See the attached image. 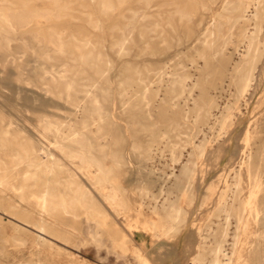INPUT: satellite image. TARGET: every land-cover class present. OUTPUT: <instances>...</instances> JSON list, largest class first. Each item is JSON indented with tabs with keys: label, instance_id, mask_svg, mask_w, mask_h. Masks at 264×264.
<instances>
[{
	"label": "rangeland",
	"instance_id": "rangeland-1",
	"mask_svg": "<svg viewBox=\"0 0 264 264\" xmlns=\"http://www.w3.org/2000/svg\"><path fill=\"white\" fill-rule=\"evenodd\" d=\"M19 1L0 0V6L26 16L23 15L22 21L15 23L14 27H8L0 17V264H138L137 252L149 264H192L200 243L197 230L201 228L204 234L210 233L217 222H224L222 216H214L213 209L225 182L231 180L232 168L235 169L241 159L246 126L250 132L256 131L257 135L263 136L264 53L256 63L245 100L243 97L238 102L239 110L236 111V107L231 110L233 121H229L226 127L220 129L217 125L225 105L234 100V85L226 80L222 83V90L210 88L203 93L205 100L213 97L216 100V106L210 110V120L198 124L194 120L195 115L191 114L192 108L201 104V92L194 84L197 79L196 62L198 66L202 64L201 59L194 63L191 56L201 47L228 51L230 44L227 40L234 41L240 29L239 23L229 20V5L237 0H228L225 9L226 0H105V3L104 0H72L74 4H70L71 0H64L67 4L63 0ZM52 1L60 3L57 5ZM62 2L70 4L71 8ZM159 5L162 8L159 9ZM10 10L8 13L13 14ZM108 10L113 11L110 13ZM177 10H180V15ZM35 12L42 13L37 15ZM69 15L79 17L75 19L72 16L70 21ZM89 16L94 19H89ZM86 21L93 22V25ZM34 23L35 27H30ZM95 25L98 28H94ZM5 70L12 73L8 81ZM2 85L6 86L2 89ZM17 86L20 92L15 89ZM44 104H49L47 109ZM166 118L170 121L167 122ZM59 135L61 139L65 138L63 143L66 145L79 146L82 154L72 150L64 155L56 149L51 142L59 140ZM69 135L73 136V142L66 140ZM189 135L192 136V144L206 143L204 152L197 160L194 159L196 168L188 189L192 205L186 196L185 199L182 197L181 192L187 185L183 180L181 187L173 189L170 196L182 198L178 201L186 214L184 226H180L174 236L159 237L151 222L156 223L159 229L165 221L161 213L152 211L154 200L150 194L162 202L164 194H158L159 184L171 172L177 174L188 159L192 144L187 143V146L185 142ZM171 143L185 145H180L182 150L179 149L177 162L170 158ZM133 147L152 149V154L148 159H142L133 152ZM49 151L67 170L60 174V184L50 187L54 198L58 200L66 194L65 176L73 173L77 185L86 194L87 204L77 207L67 201L66 208L55 206L44 213L37 208L44 178L39 171L33 178L25 171L34 162H47ZM88 154L95 155V159L105 167L111 166L113 157H120L121 166L114 168L111 180L94 184L91 180L96 173L94 165L78 168L81 159ZM153 178L155 183L149 184V195L141 196V182ZM172 180L173 176L170 182ZM213 183L217 188L202 205L203 197ZM112 185L118 187L116 195L122 198L126 209H122L116 200L108 199ZM90 206L99 214L91 215ZM41 219L51 226L43 234H39L37 229ZM233 226V220L229 219L226 248ZM120 240H123L124 249L120 247Z\"/></svg>",
	"mask_w": 264,
	"mask_h": 264
},
{
	"label": "bare ground",
	"instance_id": "bare-ground-1",
	"mask_svg": "<svg viewBox=\"0 0 264 264\" xmlns=\"http://www.w3.org/2000/svg\"><path fill=\"white\" fill-rule=\"evenodd\" d=\"M7 1V0H6ZM33 1V0H32ZM37 1V0H35ZM77 1V0H75ZM101 1V0H99ZM103 1V0H102ZM122 1V0H121ZM138 1V0H137ZM148 1V0H147ZM146 1V2H147ZM179 1V0H178ZM21 2V0L19 1ZM30 2V1H29ZM54 2V1H52ZM64 2V0H63ZM62 2V3H63ZM67 2V1H66ZM64 2V3H66ZM74 1L71 0L70 4ZM81 2V1H79ZM90 2V1H89ZM98 2V1H97ZM107 2V0H106ZM112 2V1H111ZM150 2V1H149ZM190 2V1H189ZM225 2V0L223 1ZM9 3V2H7ZM24 2L21 3V5ZM26 3H28L26 1ZM25 3V5H26ZM57 4V2H54ZM53 3V4H54ZM60 2H58L57 5H59ZM61 3V4H62ZM63 3V4H64ZM105 3V0H104ZM116 3V1H115ZM29 4V3H28ZM51 4V5H53ZM55 4V5H56ZM67 4V3H66ZM65 5L66 7H70L71 5ZM83 4V3H82ZM86 4V3H85ZM110 4V2L108 3ZM146 5V3H144ZM148 4V3H147ZM172 4V3H171ZM228 4V0H226L225 7L223 9L227 8L226 6ZM12 5V4H11ZM24 5V4H23ZM34 5V4H33ZM64 5L62 7L64 8ZM79 3L77 4V6ZM96 5V4H95ZM100 5V3H99ZM104 5V4H103ZM176 5V4H175ZM188 5V4H187ZM190 5H192L190 3ZM224 5V4H222ZM221 5V6H222ZM15 6V5H13ZM19 6V5H18ZM50 6V5H49ZM61 6V5H60ZM74 6V5H73ZM76 6V7H77ZM86 6V5H85ZM88 6V5H87ZM98 6V5H97ZM101 6V5H100ZM108 6V5H107ZM111 5H109L110 7ZM120 6V5H118ZM118 6L116 8H118ZM170 6V5H169ZM174 6V5H173ZM178 6V5H176ZM201 6V5H200ZM6 6H0L1 13L0 17L2 18V21L8 25V27H14L16 24L15 23H20L22 21V18L25 16L23 13H19L18 11H15L10 8H5ZM22 7V6H21ZM25 7V6H24ZM23 7V8H24ZM42 7V6H41ZM61 7V8H62ZM79 7V6H78ZM84 7V6H83ZM104 8V6H102ZM115 7V6H114ZM154 7V6H153ZM156 7V6H155ZM166 7V6H165ZM179 7V6H178ZM204 7V5L202 6ZM26 8V7H25ZM28 8V7H27ZM71 8V7H70ZM69 8V9H70ZM82 8V7H81ZM80 8V9H81ZM87 8V7H86ZM89 8V6H88ZM101 8V7H100ZM107 8V7H106ZM115 8V9H116ZM152 8V7H151ZM149 8V9H151ZM158 8V7H157ZM162 8L159 5V9ZM183 8V7H181ZM177 8V9H181ZM192 8V6H191ZM195 8V5H194ZM230 12H229V20L235 23L240 24V29L238 32V35L234 41L232 40H227V42L230 44V47L228 48V51L224 50H213L211 47L208 48H198L196 50V53L191 56L193 59L194 63L196 62L197 59L202 60V64L196 66L197 70V79L194 85H198V88L200 90V96L199 100L201 101L200 105L198 107L196 106L195 108H192L191 114L193 113L195 116V121H197L198 124L200 123H205L207 122V119L210 114V110L213 106H216V100L215 98H209L208 100H205L203 97V93H206V91L210 88L212 89H219L222 90V83L226 80L228 83L234 85V100L232 103H228V105H225V109L221 112V117L217 120V125L219 124L220 129H223L226 127L229 121H233V118L231 120V110L236 107V111L239 110V106L237 107L238 102L240 100L242 101L241 98H243L246 93L249 91V88L251 86V82L254 78V70L256 68V63L258 60L262 57V54L264 53V0H237L236 3H230L229 5ZM20 9V8H18ZM35 9V8H34ZM33 9V10H34ZM47 9V8H45ZM44 9V10H45ZM60 9V8H59ZM67 9V8H66ZM85 9V8H84ZM110 9V8H109ZM113 9V8H112ZM114 9V10H115ZM175 9V8H174ZM173 9V10H174ZM186 9V8H185ZM196 9V8H195ZM9 10L13 12V14H9ZM41 10V9H40ZM58 10V9H56ZM60 9L59 11H61ZM68 10V9H67ZM66 10V11H67ZM72 10V9H71ZM83 10V9H82ZM100 10V9H99ZM98 10V11H99ZM104 10V9H102ZM111 10V9H110ZM128 10V9H126ZM131 9H129L130 11ZM172 10V11H173ZM25 12L26 10H22ZM21 11V12H22ZM37 11V9H36ZM46 11V10H45ZM57 11V13L59 12ZM63 11V10H62ZM65 11V10H64ZM69 11V10H68ZM75 11V10H74ZM72 11V12H74ZM107 11V9H106ZM109 11V10H108ZM113 11V10H112ZM112 11H109L110 13ZM125 11V9H124ZM175 11V10H174ZM173 11V12H174ZM179 15H180V10ZM182 11V10H181ZM187 11V10H185ZM10 12V13H11ZM34 12V11H30ZM39 12V11H37ZM35 12V13H37ZM71 12V11H70ZM87 12V11H86ZM172 12V13H173ZM29 12L27 11L26 14ZM42 13V12H41ZM40 13V14H41ZM44 13V12H43ZM47 13L48 10H47ZM46 13V14H47ZM75 13V12H74ZM79 13V12H78ZM85 13V12H84ZM89 13V12H88ZM91 13V11H90ZM98 13V12H97ZM104 13V12H103ZM106 13V12H105ZM108 13V12H107ZM182 13V12H181ZM190 13V12H189ZM188 13V14H189ZM37 13V15H40ZM45 14V13H44ZM51 14V13H49ZM63 14V12H62ZM67 14V13H65ZM81 14V13H79ZM78 14V15H79ZM93 13H91L92 16ZM102 14V13H101ZM113 14V13H112ZM111 14V15H112ZM122 14V13H121ZM174 14V13H173ZM176 14V13H175ZM187 14V12H186ZM24 15V16H23ZM57 15V14H56ZM81 15H84L83 13ZM80 15V16H81ZM88 15V14H87ZM105 15V14H104ZM120 15V14H119ZM123 15V14H122ZM150 15V14H149ZM156 15V14H155ZM178 15V16H179ZM216 15V14H214ZM45 16L42 14V17ZM50 16V15H48ZM61 16V14H60ZM66 16V15H65ZM64 16V17H65ZM71 19L75 16L69 15ZM73 16V17H72ZM85 16V15H84ZM83 16V17H84ZM103 16V15H102ZM106 16V15H105ZM118 16V15H117ZM116 16V17H117ZM160 16V15H158ZM26 17V16H25ZM34 17V16H31ZM28 17V18H31ZM35 17H37L35 15ZM41 16H39L40 18ZM57 17V16H56ZM63 17V16H62ZM79 17V16H77ZM75 17V19L77 18ZM120 17V16H119ZM142 17V15H141ZM165 17V16H164ZM181 17V16H180ZM67 18V16L65 17ZM89 19L93 17H88ZM43 19V18H42ZM50 19V18H46ZM57 19V18H56ZM55 19V21H56ZM64 19V18H63ZM94 19V18H93ZM106 19V18H105ZM213 19V18H212ZM23 20H26L25 18ZM58 20V19H57ZM68 20V21H69ZM79 20V18L77 19ZM76 20V21H77ZM97 20V19H96ZM121 20V19H120ZM123 20V19H122ZM159 20V18H158ZM214 20V19H213ZM34 18V22H35ZM38 21V20H37ZM45 21V20H44ZM48 21V20H46ZM51 21V20H49ZM54 21V19H53ZM90 21V20H89ZM89 21H86L89 22ZM93 21V20H92ZM115 21V20H114ZM1 22V21H0ZM43 22V21H41ZM80 22V21H78ZM95 22V20H94ZM162 22V21H161ZM164 22V21H163ZM174 22V21H173ZM186 22V21H185ZM26 23H31V22H26ZM45 23V22H44ZM93 22H89V24ZM98 23V20L96 24ZM218 23V22H217ZM25 24L22 22V25ZM172 24V23H171ZM186 24V23H185ZM190 24V23H189ZM35 23L31 25L30 27H35ZM40 25V24H39ZM87 25V24H86ZM98 25V24H97ZM97 25L94 26V28H98ZM117 25V24H116ZM88 26V25H87ZM250 26H252L251 29H248ZM19 27V26H17ZM48 27V26H47ZM90 27V26H88ZM93 28V27H92ZM93 28V29H94ZM118 28V27H116ZM121 28V26H120ZM140 28V27H139ZM173 28V27H172ZM48 29H51L49 27ZM3 30V29H2ZM41 30V29H40ZM64 31V29H62ZM100 30V29H99ZM108 30V29H106ZM118 30V29H117ZM120 30V29H119ZM205 30H207L205 28ZM62 31V32H63ZM66 31V29H65ZM116 31V29H115ZM122 31V30H121ZM189 31V30H188ZM204 31V30H203ZM48 32V31H47ZM59 32V31H58ZM57 32V33H58ZM75 32V31H73ZM80 32V31H79ZM93 32V30H92ZM191 32V31H190ZM211 32V31H210ZM236 32V31H235ZM52 33V32H51ZM56 33V34H57ZM87 33V32H85ZM84 33V35H85ZM111 33V32H110ZM205 33V32H204ZM207 33V32H206ZM69 34V33H68ZM72 34V33H71ZM77 34V33H76ZM75 34V35H76ZM89 34V33H87ZM131 34V33H129ZM203 34V33H202ZM61 35V33H60ZM59 35V36H60ZM81 35V34H78ZM166 35V34H165ZM211 35V34H210ZM53 36V35H52ZM73 36V35H72ZM82 36V35H81ZM91 36V35H90ZM202 36V35H201ZM216 36V35H215ZM55 39V36H53ZM70 37V36H69ZM76 37V36H75ZM87 36H84L86 39ZM89 37V35H88ZM93 38V36H91ZM129 37V35L127 36ZM211 37V36H210ZM52 38V37H51ZM78 38V36H77ZM83 37H81L82 39ZM52 38V40H54ZM58 38H56L57 40ZM66 39V38H65ZM89 39V38H88ZM88 39L86 40L88 42ZM95 39V37H94ZM198 39V38H197ZM223 39V38H222ZM36 40V39H35ZM78 40V39H77ZM76 40V41H77ZM208 40V39H207ZM211 40V39H210ZM58 41V40H57ZM85 41V40H84ZM91 41V40H90ZM126 41V40H125ZM166 41V40H165ZM94 42V41H93ZM97 42V41H96ZM205 42V40H204ZM55 43V41H54ZM90 43V42H89ZM124 43V42H123ZM91 44V43H90ZM95 44V42H94ZM93 44V45H94ZM58 45V44H56ZM12 46V45H11ZM16 46V45H15ZM13 46V47H15ZM59 47V45H58ZM94 47V46H93ZM98 47V46H97ZM122 47V46H121ZM11 48V47H10ZM12 50V49H11ZM144 51V50H143ZM18 53V52H17ZM20 55V53H18ZM22 55V54H21ZM179 55V54H178ZM47 56V55H46ZM103 56V55H102ZM62 58V57H61ZM6 60V59H5ZM33 60V59H32ZM5 62V61H3ZM33 62V61H32ZM9 63V62H8ZM7 63V64H8ZM14 63V61H13ZM43 63V62H42ZM16 64V63H15ZM45 64V63H44ZM109 64V63H108ZM193 65V64H191ZM195 65V64H194ZM2 66V65H1ZM8 66V65H7ZM23 66V65H22ZM3 67V66H2ZM11 67V65H10ZM5 68V66H4ZM111 68V67H110ZM152 68V67H151ZM6 69V68H5ZM9 69V67H8ZM7 69V70H8ZM32 69V68H31ZM6 71V80H10L9 77L12 75L11 70ZM23 70V69H22ZM152 70V69H151ZM21 71V70H20ZM148 71V69H147ZM0 72H2L0 70ZM19 72V71H18ZM17 72V73H18ZM136 72V71H135ZM160 72V71H159ZM5 73V72H4ZM1 74V73H0ZM164 74V73H163ZM14 75V73H13ZM21 75V72H20ZM23 75V74H22ZM18 77V76H14ZM32 77V76H28ZM192 77V76H189ZM195 77V76H194ZM162 78V77H161ZM187 80V79H186ZM6 81V82H7ZM193 81V79H192ZM190 82V81H189ZM8 83V82H7ZM11 85V82H9ZM160 83V82H159ZM19 84V83H18ZM229 84V85H230ZM4 85V84H3ZM2 85V89L6 86ZM1 86V85H0ZM19 89H20V85ZM15 87V89H18ZM113 86V85H112ZM10 87V86H9ZM151 87V86H150ZM92 88V87H91ZM147 88V87H146ZM187 88V87H186ZM18 89V90H19ZM192 89V87H191ZM190 89V90H191ZM22 90V89H21ZM45 90V89H43ZM183 90V89H182ZM181 90V91H182ZM17 91V90H16ZM143 91V90H142ZM20 92V90H19ZM146 92V91H145ZM183 92V91H182ZM1 93V92H0ZM88 94V92H87ZM138 94V93H137ZM158 95V94H157ZM31 96V95H30ZM126 96V95H125ZM194 96V95H193ZM224 96V95H223ZM42 97V96H41ZM133 97V96H132ZM157 97V96H156ZM177 97V96H174ZM180 97V96H179ZM246 97V96H245ZM245 97L243 98L245 100ZM189 98V97H188ZM131 99V98H130ZM182 99V98H181ZM186 99V98H185ZM229 99V98H228ZM54 100V99H53ZM191 100V99H190ZM186 102V101H185ZM191 102V101H190ZM228 102V101H227ZM245 104V103H244ZM49 105V104H47ZM46 105V106H47ZM189 105V104H188ZM45 106V104L43 105ZM45 106V107H46ZM79 106V105H78ZM82 106V105H81ZM247 106V105H246ZM40 107V106H39ZM187 107V106H185ZM238 108V109H237ZM45 109V108H44ZM47 109V107H46ZM243 109V108H242ZM40 110V109H39ZM119 110V109H118ZM234 110V109H233ZM42 111V110H41ZM45 111V110H44ZM185 112V111H184ZM235 112V111H234ZM46 113V111H45ZM48 113V110H47ZM111 113V112H110ZM109 113V114H110ZM122 113V112H121ZM123 113H126L124 111ZM186 113V112H185ZM212 113V111H211ZM234 114V113H233ZM211 115V114H210ZM106 116V115H105ZM112 116V114H111ZM76 117V116H75ZM234 117V115H233ZM237 117V115H236ZM103 118V117H102ZM101 118V119H102ZM114 118V117H113ZM40 119V118H39ZM38 119V120H39ZM167 122L170 121V118H166ZM193 120V119H192ZM210 120V119H208ZM92 121V120H91ZM100 121V119H99ZM111 120L108 119V122ZM173 121V120H172ZM251 121V120H250ZM73 122V121H72ZM101 122V121H100ZM209 122V121H208ZM245 122V121H244ZM252 122V121H251ZM95 123V121H94ZM234 123V122H233ZM250 123V122H249ZM248 123V124H249ZM53 124V123H52ZM96 124V123H95ZM116 125V124H115ZM205 124H203L204 126ZM216 125V126H217ZM61 126V125H60ZM96 126V125H94ZM109 126V125H107ZM253 126V125H252ZM255 126V125H254ZM69 127V126H68ZM125 127V126H124ZM244 135V145L243 149L241 152V159L235 169L232 168L231 172V180L230 182H225V188L224 190L220 193V196L218 198V201L216 203V207L213 209L216 217H223L224 222L220 223L217 222L216 226L214 229L211 230V232L204 234L202 230L198 229L197 232L200 237V243L197 246L198 252L197 255L192 258V264H264V127H263V136L257 135L256 131L250 132L248 129ZM71 128V127H70ZM210 128V127H209ZM214 128V126H213ZM255 129L257 127H254ZM86 129V128H84ZM212 129V127L210 128ZM83 130V129H82ZM81 130V131H82ZM214 130V129H213ZM217 130V129H216ZM215 130V132H216ZM225 131V130H224ZM224 131L222 133H224ZM126 132V131H125ZM201 132V131H200ZM212 132V131H211ZM209 133V132H208ZM217 133V132H216ZM20 134V133H19ZM225 134V133H224ZM227 134V132H226ZM234 134V133H233ZM65 135V134H64ZM164 135V134H163ZM207 135V134H206ZM220 135V132H219ZM10 136V135H9ZM44 136V135H43ZM60 136V135H59ZM63 136V135H62ZM70 136V135H69ZM73 136H76V133L73 134ZM73 136L67 137V141H74ZM208 136H211L208 134ZM218 136V135H216ZM223 136V135H222ZM221 136V137H222ZM18 137V136H17ZM58 137V136H57ZM201 138V137H200ZM205 138V137H204ZM207 138V137H206ZM209 138V137H208ZM213 137H211L212 139ZM218 139V138H217ZM221 139V138H220ZM187 142H185L187 145L192 144V136L189 135L188 138L186 139ZM185 140V141H186ZM194 140V139H193ZM202 140V139H201ZM205 140V139H204ZM209 140V139H208ZM6 141V140H5ZM55 141V140H54ZM65 141V138L56 140L55 142H51L52 145L61 151L64 155H68L67 152H70L72 150H75L76 153L82 154L83 150L75 145V144H70L66 145L63 143ZM89 141V140H88ZM212 141V140H210ZM218 141V140H216ZM102 142V140H101ZM208 142V141H207ZM1 143V142H0ZM214 143V142H213ZM179 143H171L169 145V152H170V158L172 162H177L179 159V154L181 147L185 145H181ZM187 145V146H188ZM206 143L200 142L198 144H193L191 145V150L188 152V159L180 166L179 172L177 170V174H173V172L170 173V175H166L165 178H162V181L159 184V193L158 194H164L163 200L160 203V200H158L157 196L150 194L151 198L154 200V204H152V211L155 214L161 213L163 215V220L165 221V225L162 223L161 227L158 229L156 226V223L151 222V226L153 229H155L159 237H170L175 233L180 226H184V219H185V211L183 208L179 205L178 199L182 198H175L173 199L170 195L172 193L173 189H178L181 187V183L183 180L187 182V185L184 187L185 190H182V197L185 196L190 200L189 203L192 200V195L190 192H188V189H190V179L194 173V159L199 155L204 152ZM208 145V146H212ZM31 146V145H30ZM153 146V145H152ZM154 147V146H153ZM152 147V148H153ZM47 149V148H46ZM154 149V148H153ZM133 152L137 153L138 157H141L142 159H148L151 154H152V149L151 150H139L133 147ZM182 150V149H181ZM5 151V150H4ZM74 153V152H73ZM19 154V153H18ZM78 155V154H77ZM82 157V155H80ZM95 155L93 154H88L86 158L81 159V164L78 166L79 169L82 168H87L89 165L93 164L94 167L96 168V173L91 177V180L94 184H102L105 181L111 180V175L113 173L114 168L117 169L121 166V158L120 157H113L111 159V166L105 167L100 164L99 160H96ZM125 157H128L127 155ZM201 157V156H200ZM36 158V157H35ZM185 158V157H184ZM199 158V157H198ZM127 159V158H126ZM129 160V159H128ZM127 160V161H128ZM38 161V160H37ZM170 161V163H171ZM181 161V160H180ZM165 162V161H164ZM22 163V162H21ZM129 163V162H128ZM160 163V162H159ZM148 164V163H147ZM176 165V163H174ZM171 165V164H170ZM4 166V165H3ZM28 166V165H27ZM5 167V166H4ZM202 167V166H201ZM199 167V168H201ZM14 168V167H13ZM91 168V167H90ZM171 168H173L171 166ZM12 169V167H11ZM94 169V168H93ZM169 169V168H168ZM175 169V168H174ZM25 170V168H24ZM166 170V169H165ZM3 171H5L3 169ZM39 171L41 176H43L44 181L42 183V192L40 195V201L39 198H37V201H39V208L40 212L44 213L47 211L49 208L55 207V206H61L63 208H66V202H70L71 204H74L77 207H82V204H87L88 199L85 197V192L81 191L80 187L77 185V182L74 179V174L69 173L68 175L65 176V183L64 187L66 189V194L63 197H60L58 200H56V197L54 198V194L51 192V186H56L60 184V174L65 173L67 170L64 168V166L59 162L56 161L53 157V154L49 151L48 154V161L47 162H34L31 164V166L25 171L28 172L29 176H32V178L35 175V172ZM175 171V170H174ZM138 171H136L137 173ZM148 172V170H147ZM149 173V172H148ZM5 174V173H3ZM152 174V172H150ZM155 174V173H154ZM16 176V175H15ZM173 176V180L170 182V178ZM13 177V176H12ZM5 178V177H3ZM22 178V177H21ZM155 178V177H154ZM153 179H149L148 182H141V185L139 187V192L141 196L149 195L150 193V188L149 184H153L154 182ZM8 179V178H7ZM90 179V178H89ZM6 180V179H5ZM13 180V179H12ZM21 180V179H20ZM159 180V179H158ZM157 180V181H158ZM11 181V180H9ZM8 182V181H7ZM35 182V181H34ZM155 183V182H154ZM2 184V183H0ZM22 184V182H21ZM34 184V183H33ZM76 185V186H75ZM109 185V184H108ZM114 185V184H113ZM111 188L110 194L108 196V199L111 200H116L117 204L122 208L126 209V206L122 200V198L118 197L116 195V192L118 191V187L113 186ZM110 186V185H109ZM167 186V187H166ZM224 186V185H223ZM1 187V186H0ZM216 185L213 183V185H210L208 187V194H206L203 197V200L201 204L203 205L206 203L210 196H212L213 191L215 190ZM19 188V187H18ZM30 188V187H29ZM183 188V189H184ZM217 188V187H216ZM26 189V188H25ZM175 189V190H176ZM16 191V189H15ZM21 192V190H19ZM38 191V190H37ZM122 191V190H121ZM1 193V192H0ZM16 193V192H15ZM155 194V193H154ZM199 194V193H198ZM212 194V195H211ZM189 195V196H188ZM21 196V195H20ZM33 197V196H32ZM148 197V196H147ZM159 197V196H158ZM29 198V197H28ZM31 199V198H29ZM36 200V198H34ZM33 199V200H34ZM151 199V200H152ZM1 200V199H0ZM23 200V199H22ZM34 200V201H35ZM8 201V200H7ZM157 201L160 203L158 204ZM37 203V202H36ZM151 203V202H150ZM153 203V202H152ZM184 203V202H182ZM7 204V202H6ZM181 204V203H180ZM191 204V203H190ZM200 204V205H201ZM192 205V204H191ZM206 205V204H205ZM90 214L95 215L99 214L95 210L94 207L90 206ZM50 210V209H49ZM53 210V208L51 209ZM56 210V209H55ZM35 211V210H34ZM49 212V211H48ZM63 213V212H62ZM33 214V213H32ZM153 214V213H152ZM15 215V214H14ZM213 216V215H212ZM213 216V218H214ZM38 217V216H37ZM160 218V217H159ZM39 219V218H38ZM216 219V218H215ZM222 219V218H221ZM222 219V220H223ZM232 219L234 226H233V231L229 243L228 248H226V236L228 235L227 231V225H228V220ZM24 220V219H23ZM213 219H211L212 222ZM217 220V219H216ZM186 221V220H185ZM221 221V220H220ZM27 222V221H26ZM36 222V221H35ZM101 222V221H99ZM210 222V221H208ZM210 222V223H211ZM216 222V221H215ZM37 223V222H36ZM33 224V223H32ZM35 224V223H34ZM147 224V223H146ZM145 224V225H146ZM186 225V224H185ZM211 225V224H210ZM36 227L35 225H33ZM150 226V225H149ZM148 226V227H149ZM37 229H39V234H43L51 229V226L46 224L42 219L39 220L37 224ZM208 227V226H207ZM206 227V228H207ZM213 228V227H212ZM158 229V230H157ZM205 230V229H204ZM209 230V229H207ZM231 230V229H230ZM229 230V231H230ZM231 232V231H230ZM139 234V233H138ZM156 234V233H155ZM154 235V234H153ZM157 235V234H156ZM125 236V235H124ZM155 236V235H154ZM174 236V235H173ZM123 237V236H121ZM40 238V236H39ZM124 238V237H123ZM210 238V239H208ZM228 238V236H227ZM35 239V238H34ZM171 239V238H169ZM168 239V240H169ZM20 240V239H19ZM21 241V240H20ZM39 241V239L37 240ZM42 241V240H41ZM120 244V247L123 246V240ZM35 242V241H34ZM38 243V242H37ZM36 243V244H37ZM118 244V243H117ZM163 246V245H162ZM166 246V245H165ZM120 249V248H119ZM166 249V248H165ZM55 253H57L55 251ZM136 254V259L138 264H149L146 258L139 252L135 253ZM204 254V255H203ZM207 254V255H205ZM190 264V263H189Z\"/></svg>",
	"mask_w": 264,
	"mask_h": 264
}]
</instances>
